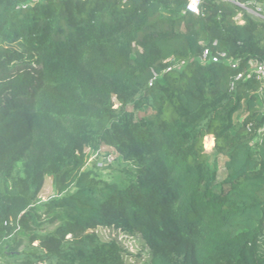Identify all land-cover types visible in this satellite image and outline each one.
<instances>
[{"label":"trees","instance_id":"1","mask_svg":"<svg viewBox=\"0 0 264 264\" xmlns=\"http://www.w3.org/2000/svg\"><path fill=\"white\" fill-rule=\"evenodd\" d=\"M189 1L0 0V264H264V0Z\"/></svg>","mask_w":264,"mask_h":264},{"label":"rangeland","instance_id":"2","mask_svg":"<svg viewBox=\"0 0 264 264\" xmlns=\"http://www.w3.org/2000/svg\"><path fill=\"white\" fill-rule=\"evenodd\" d=\"M179 64H177L174 68H179ZM132 110V107H128ZM213 135H208L204 138V148L209 151L214 146V136H213V143H210V137ZM127 165L126 162L123 161L120 154L115 151L112 147L109 146H102L100 149L96 151H91V155L88 161L86 168H92L96 170L102 178L107 180H114L118 179L122 171L121 169ZM56 196V192L53 185V179L48 178L45 182V185L40 193L41 203L46 202ZM53 226H49L48 229H52ZM97 233L103 240H112L116 239L122 245L125 246L128 254H142L143 256H149V249L145 243V241L141 238V236L137 233L133 235H128L121 231H117L115 229H111L108 227H98ZM34 244H38L35 242ZM129 260L134 261L135 257H128ZM4 259L0 260V263H3Z\"/></svg>","mask_w":264,"mask_h":264},{"label":"built area","instance_id":"3","mask_svg":"<svg viewBox=\"0 0 264 264\" xmlns=\"http://www.w3.org/2000/svg\"><path fill=\"white\" fill-rule=\"evenodd\" d=\"M201 3L202 0H190L187 5V10L190 12L199 13ZM241 6L250 13L264 19V1L263 2L254 1L249 4H241ZM201 58L203 61H207V60H212L215 62L225 61L228 64H230L233 68H238L241 64V60L229 57L228 54L224 51H219L213 54L210 48L205 49ZM250 72L256 73L258 78L263 80V86L261 88V92L264 94V61L261 62L251 61ZM242 77H243V73L241 72L236 76V79H240Z\"/></svg>","mask_w":264,"mask_h":264}]
</instances>
